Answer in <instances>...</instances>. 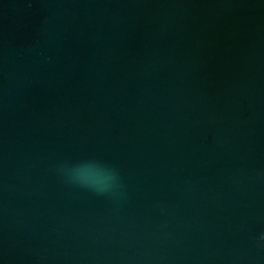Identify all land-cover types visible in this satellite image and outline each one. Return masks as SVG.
<instances>
[{
  "label": "water",
  "instance_id": "95a60500",
  "mask_svg": "<svg viewBox=\"0 0 264 264\" xmlns=\"http://www.w3.org/2000/svg\"><path fill=\"white\" fill-rule=\"evenodd\" d=\"M99 163L101 194L61 167ZM264 0H0V264H264Z\"/></svg>",
  "mask_w": 264,
  "mask_h": 264
},
{
  "label": "clouds",
  "instance_id": "9594fccd",
  "mask_svg": "<svg viewBox=\"0 0 264 264\" xmlns=\"http://www.w3.org/2000/svg\"><path fill=\"white\" fill-rule=\"evenodd\" d=\"M70 183L88 188L101 194L110 192L119 185V177L114 169L99 163H88L60 169ZM264 239V236L261 237Z\"/></svg>",
  "mask_w": 264,
  "mask_h": 264
}]
</instances>
